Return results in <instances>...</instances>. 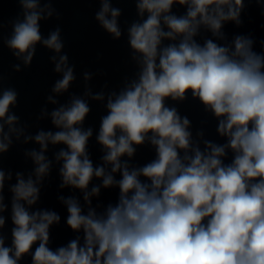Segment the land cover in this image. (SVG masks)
I'll use <instances>...</instances> for the list:
<instances>
[{
    "label": "clouds",
    "instance_id": "clouds-1",
    "mask_svg": "<svg viewBox=\"0 0 264 264\" xmlns=\"http://www.w3.org/2000/svg\"><path fill=\"white\" fill-rule=\"evenodd\" d=\"M18 2L23 18L10 22L13 31L6 41L14 56L30 65L38 43L60 54L61 29L47 38L40 31L42 14L47 9L52 15L51 4L41 8L40 0ZM176 3L187 6L185 15L172 14ZM136 7L142 19L128 28V42L139 54L133 59L140 71L138 79L107 100L96 137L105 150L104 164L94 167L87 150L93 130L82 125L90 107L85 99L73 96L50 113L58 131L41 130L25 137L40 145V151L26 153L36 165L35 180L16 174L11 187L12 245L5 246L0 236V264H18L37 242L32 264H264V52L253 49L251 36L236 35L231 45L194 39L201 27L226 39L223 24H241L243 0H136ZM120 15L109 0H101L95 19L118 39ZM51 60L56 62L54 71L62 73L52 91L62 93L75 79L74 69L66 53ZM13 67L20 70L19 64ZM85 79H90L88 73ZM187 93L217 118V131L226 143L205 140L201 150L193 142L189 119L165 103L168 98L184 100ZM85 95L92 94L88 90ZM103 98V93L92 95L95 100ZM17 100L14 88L0 94V153L8 151L12 134L19 138L23 133L14 126L19 117L9 113ZM48 100L57 103L52 96ZM146 140L155 149L153 160L141 167L122 161L124 156L133 157L137 150L133 145ZM49 143L66 145L55 156L63 162L60 187L81 190L88 205L85 212L77 198L59 197L67 207V225L83 231L84 243L81 246L77 237L55 251L48 247L49 228L60 216L25 207L37 203V185L50 171L51 161L44 154ZM229 150L232 158L225 163ZM117 172L119 180L113 175ZM94 177L101 184L89 191ZM4 181L0 169V213L6 208ZM101 187H118L119 197L97 212L90 197L98 196ZM4 224L0 215V228Z\"/></svg>",
    "mask_w": 264,
    "mask_h": 264
},
{
    "label": "water",
    "instance_id": "water-1",
    "mask_svg": "<svg viewBox=\"0 0 264 264\" xmlns=\"http://www.w3.org/2000/svg\"><path fill=\"white\" fill-rule=\"evenodd\" d=\"M111 7L121 10V15L117 17L118 25L121 29V37L116 39L95 19L96 13L101 8V0H40V7L51 4L52 15H47V9L42 14L39 22L41 35L47 38L49 33L57 27L61 29V39L64 48L60 54L46 48L42 43L36 45V52L30 65L26 66L23 58H17L7 46V39L12 34L11 21L16 18L22 19V7L18 0H0V94L7 88H14L18 93L17 104L10 107L9 113L19 117L14 125L22 128L23 133L17 138L16 134L11 135V144L8 151L0 153V169L5 172L3 188L5 210L0 213L5 218L3 228H0V236L4 237L5 246L12 245L11 220V187L16 183V174L22 173L27 179L29 175L35 180L34 164L27 152L31 150L40 151V145L34 139L26 140V136L34 137L39 131H58L52 124L50 113L60 107L67 105L73 96H78L86 100L90 107V112L83 123L84 128H92L93 135L89 138L87 150L94 167L103 165V147L98 143L96 137L99 133L101 117L107 114V100L115 92L119 93L126 84L138 79L140 64L133 56L134 53L128 42V28L135 21L142 18L138 15L136 0H109ZM244 7L241 10V24L234 21H226L221 29L225 33L226 39L221 40L211 34L210 31L201 27L199 34L194 37L198 42L203 43L205 39H212L221 45H231L236 35L251 36L254 40L253 49L257 52H264V0H243ZM186 5L173 4L172 14L177 16L185 15ZM146 17V14H145ZM110 18V16H109ZM163 43H172L164 41ZM68 55V65L74 69L75 79L69 88L62 93H54L52 88L54 83L62 78V73L54 71L55 61L52 56L59 59V55ZM20 65V70L16 71L14 65ZM85 73L90 75V79H85ZM90 90L92 95L103 93L102 100L92 99V95H85ZM52 96L57 101L51 103L48 97ZM166 105L175 107L181 117H187L190 121L189 131L192 133V140L198 143L201 150L204 149V141H211L217 144L227 142L226 137L220 136L217 131V118L190 93L186 94L184 100H166ZM3 123V121H0ZM5 132L8 126L5 124ZM202 133V135H198ZM151 135V134H149ZM137 150L133 157H122L129 162L130 167H141L155 158L154 147L146 140L143 145H133ZM61 148L66 145H53L49 143L45 156L51 161L49 173L43 177L42 182L37 186L40 188V195L37 203L29 207V211L37 209H47L55 211L60 216L58 224L54 223L49 228L48 247L55 251L59 247H66L68 243L77 237L81 246L84 243L83 231H73L66 223L68 212L66 205L59 199L63 196L75 197L78 199L84 211L88 205L83 199V192L71 186L60 187L62 177L60 168L62 161H57L55 156ZM232 153L224 157L225 163H229ZM106 170H111V165H105ZM11 173V179L8 174ZM116 180L121 178L120 173L113 174ZM141 179H144L141 177ZM101 180L93 178L89 184V191L93 185H100ZM119 197V188L101 187L98 196H92L91 206L97 212H102L109 204H115ZM99 205V207H97ZM33 245L28 254H25L18 261V264H32V254L38 246Z\"/></svg>",
    "mask_w": 264,
    "mask_h": 264
}]
</instances>
